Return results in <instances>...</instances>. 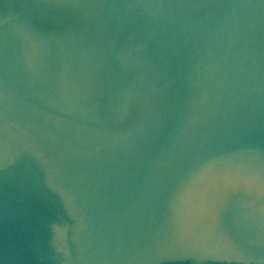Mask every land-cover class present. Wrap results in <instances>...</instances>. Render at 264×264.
<instances>
[{
    "label": "water",
    "instance_id": "1",
    "mask_svg": "<svg viewBox=\"0 0 264 264\" xmlns=\"http://www.w3.org/2000/svg\"><path fill=\"white\" fill-rule=\"evenodd\" d=\"M0 264H264V0H0Z\"/></svg>",
    "mask_w": 264,
    "mask_h": 264
}]
</instances>
